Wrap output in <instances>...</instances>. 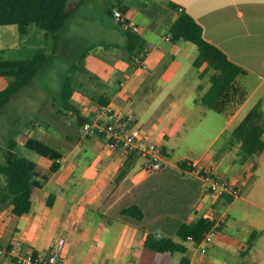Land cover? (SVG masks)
<instances>
[{"label":"crops","instance_id":"0c3cea01","mask_svg":"<svg viewBox=\"0 0 264 264\" xmlns=\"http://www.w3.org/2000/svg\"><path fill=\"white\" fill-rule=\"evenodd\" d=\"M158 1L168 8L167 18L161 24L137 23L136 17L131 15L130 5L126 14L131 25L137 27L147 41V69L123 64L120 71L125 78L120 79L116 87L107 86L99 97L105 96L108 104L125 113H134V96L154 79L150 65L153 63L157 67L166 56H172L176 62L180 56L188 60L190 66L179 72L176 85L180 79V82L186 81L189 74L191 81L184 88L186 94L172 101L174 113L170 122L187 126L204 122V133L212 143L201 157L173 162L175 148L167 140L170 126L163 131L158 127L148 130L138 118L150 138L164 146L166 161L161 170L148 172L144 169L146 159L141 156L127 176L118 182L117 177L130 156L111 148L100 137L86 133L68 136L67 148H58L64 155L61 168L50 173L42 187L34 189L31 211L16 216L12 212L13 205L0 206V243L18 240L22 242L23 251L34 252L42 258L56 248L60 264H182L184 258L187 259L185 264H264V152L243 161L241 143L232 139L235 127L259 102L264 112V0ZM171 2L179 8H170ZM182 10L202 25L208 41L248 71L239 79L248 91L247 99L234 111L218 113L203 105L202 97L211 86L213 71L201 77L202 70L194 66L199 55L197 46L184 40L175 42L168 34ZM163 31H167L166 41L173 43L166 49L161 46V41L152 42L153 35L162 36ZM152 56L153 62L149 64ZM169 73L171 71L166 69L163 78ZM122 81L125 86H121ZM171 88L168 87L169 91ZM151 91L156 92V88L152 87ZM100 108L98 102H93L82 115L90 119ZM30 134L24 142L17 140L32 169L40 172L49 168L53 161L24 147L32 136ZM43 138L51 139L47 135ZM220 140L225 143L219 151L211 153L212 146ZM141 158L145 160L141 162ZM196 159H202V165L216 166L224 178L237 182L241 194L232 200L226 197L214 199L199 178L182 172L180 161ZM51 195H55V200L49 206ZM133 205L143 210L142 220L122 213L124 208ZM221 213L227 215V221L206 252L192 242V248L189 247L188 242H182L178 237L181 224ZM154 231L184 243L187 250L158 253L147 249V233ZM253 233L256 236L249 247ZM0 264L15 263L8 256L0 255Z\"/></svg>","mask_w":264,"mask_h":264},{"label":"rangeland","instance_id":"374dc122","mask_svg":"<svg viewBox=\"0 0 264 264\" xmlns=\"http://www.w3.org/2000/svg\"><path fill=\"white\" fill-rule=\"evenodd\" d=\"M121 5L131 6V15L136 17L137 23L151 21L161 24L167 18L168 8L158 0H70L68 9L73 14L63 29L56 55L29 86L14 96L0 115V160L4 159L2 150L10 137L24 142L26 135L31 133L35 138L65 150L70 143L66 140L68 136L86 133L80 127L79 113L74 109H65L62 90L67 77L72 75V66L87 49L91 50V56L83 61L80 70L75 73L74 94L71 98L81 115L85 108H90L93 102H97L107 86L116 87L120 79L125 78L120 71L122 65L132 66L133 62L126 53L125 37L116 19L109 13L112 9L118 11ZM166 33L167 31H163L162 36L154 34L152 42L157 44L161 41L163 49L172 46V42L166 41ZM40 48L45 49L48 56L53 53L52 42L45 37L42 28L31 26L26 34H21L16 25L0 26L1 59L31 57ZM151 61L153 62V56L150 57L149 64ZM187 66H190L189 61L180 56L176 62L172 56H166L157 67L152 63L150 69L154 79L146 83L147 91L146 88L141 89L132 100V109L144 123L145 129L158 127L159 131H163L170 126L167 140L175 148L173 162L182 158L201 157L212 143L204 133V122L198 121L188 126L170 122L174 113L171 109L172 101L175 97L186 94L184 88L191 81L189 74L186 81L180 82V79L176 85L179 72L186 70ZM166 69L171 73L164 79L163 72ZM9 82L11 80L0 78V90ZM152 87L156 88V92L151 91ZM168 87H172L170 91ZM43 123L47 124L46 128ZM48 129L49 131H45ZM44 135L51 139L44 140ZM223 143V140L216 142L210 152L219 151ZM144 160L140 159L141 162ZM188 246L192 248L193 245L188 242Z\"/></svg>","mask_w":264,"mask_h":264},{"label":"trees","instance_id":"16d2710c","mask_svg":"<svg viewBox=\"0 0 264 264\" xmlns=\"http://www.w3.org/2000/svg\"><path fill=\"white\" fill-rule=\"evenodd\" d=\"M70 0H0V26L16 25L21 34H26L29 27L37 26L45 31V37L52 42V54L48 56L45 49L40 48L31 57L14 59L0 58V78L11 80L9 84L0 90V115H2L15 95L29 86L42 69L49 65L60 48L62 32L67 21L73 14L68 9ZM170 8L178 9L179 6L171 2ZM130 7L121 5L118 11L110 10L111 16L116 19L117 25L126 38L125 49L132 62L134 58L147 53L148 45L136 27L132 26L126 14ZM173 41L184 40L195 44L199 55L194 66L201 69V77L213 71L210 77L211 86L202 97L203 105L215 112L224 113L234 111L242 105L248 96V91L240 82V78L248 74V71L237 62L233 61L227 53L216 44L208 41L204 35V29L197 20L188 12L181 11L178 18L170 28ZM91 56V50L87 49L81 54L78 61L72 66V75L67 77L62 90V101L66 110L74 109L79 113L78 121L83 127L89 120L81 115L72 104L74 94L75 73L80 70L81 64ZM134 65V64H133ZM98 104L106 105L109 100L100 96ZM43 126L47 127L46 123ZM264 112L260 102L253 107L246 117L235 127L232 139L241 143L242 160L260 155L264 152ZM37 154L50 158L53 163L49 168L40 172L32 169L29 158L23 153L22 146L15 137H10L6 147L3 148V160H0V206L13 205L12 212L16 216H23L32 209V196L35 188L42 187L50 173L60 170L64 157L61 150L35 138L29 137L24 145ZM165 152V151H164ZM139 154L130 155L129 160L120 171L117 181L121 182L133 169ZM189 160L180 161L181 168H185ZM232 200L233 197H226ZM55 195H51L48 205H53ZM122 213L130 215L137 220L144 218L143 210L136 205L124 208ZM217 216H203L193 223L180 225L177 235L182 242H192L197 245L205 234L214 225ZM256 233L249 239L248 245L252 246ZM175 241L169 235L160 232H148L145 247L158 253L185 252L184 243ZM186 258L182 260L185 264Z\"/></svg>","mask_w":264,"mask_h":264},{"label":"built area","instance_id":"2783aa9c","mask_svg":"<svg viewBox=\"0 0 264 264\" xmlns=\"http://www.w3.org/2000/svg\"><path fill=\"white\" fill-rule=\"evenodd\" d=\"M133 64L139 69H147L146 55L135 57ZM121 86H125L124 81ZM83 128L88 136L103 138L113 149H119L128 156L139 154L144 157V169L148 172L159 171L164 166V146L150 138V134L144 131L138 117L132 112L125 113L112 104L102 105L100 110L84 123ZM201 162L202 159L189 161L182 172L186 176L199 178L214 199L228 196L236 198L241 194V187L237 182L224 178L216 166H205ZM226 221L227 215L221 213L212 228L197 244L202 252H206L208 246L217 238ZM0 255L8 256L15 264H60L56 248L49 256L42 258L34 252L23 251L22 242L18 240L0 243Z\"/></svg>","mask_w":264,"mask_h":264}]
</instances>
